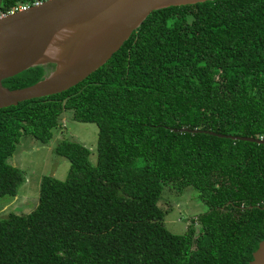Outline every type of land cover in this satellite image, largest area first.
<instances>
[{
	"label": "trees",
	"instance_id": "obj_1",
	"mask_svg": "<svg viewBox=\"0 0 264 264\" xmlns=\"http://www.w3.org/2000/svg\"><path fill=\"white\" fill-rule=\"evenodd\" d=\"M48 67L2 85L29 87ZM65 113L97 126L96 161L76 142L54 148L67 177L44 176L35 209L0 220V264H250L264 241V145L204 131L264 140V0L153 11L83 82L0 109V199L25 181L8 163L20 139L46 145ZM165 186L192 187L207 208L182 235L164 226Z\"/></svg>",
	"mask_w": 264,
	"mask_h": 264
},
{
	"label": "water",
	"instance_id": "obj_2",
	"mask_svg": "<svg viewBox=\"0 0 264 264\" xmlns=\"http://www.w3.org/2000/svg\"><path fill=\"white\" fill-rule=\"evenodd\" d=\"M214 0H43L0 18V109L61 94L101 68L150 13ZM53 65L39 82L9 90L2 81ZM181 133H196L188 129ZM204 133L264 145V140ZM250 264H264V241Z\"/></svg>",
	"mask_w": 264,
	"mask_h": 264
},
{
	"label": "rangeland",
	"instance_id": "obj_3",
	"mask_svg": "<svg viewBox=\"0 0 264 264\" xmlns=\"http://www.w3.org/2000/svg\"><path fill=\"white\" fill-rule=\"evenodd\" d=\"M52 70L48 67L47 74ZM62 127L53 131V137L46 145H41L31 137H22L8 163L21 169L24 183L18 190L16 198L0 199V220L9 213L28 214L38 204L39 188L44 176L64 181L69 170V162L54 153V148L63 140L79 143L91 151V161H96L98 128L95 124L79 123L67 114L61 119ZM192 187L177 192L170 186L163 187L158 206L165 212L163 223L172 234L182 235L191 220L205 213L207 208L197 197ZM197 231L200 225L195 222Z\"/></svg>",
	"mask_w": 264,
	"mask_h": 264
},
{
	"label": "built area",
	"instance_id": "obj_4",
	"mask_svg": "<svg viewBox=\"0 0 264 264\" xmlns=\"http://www.w3.org/2000/svg\"><path fill=\"white\" fill-rule=\"evenodd\" d=\"M41 2L42 1H40V0H31L27 4H21L17 7H13L12 9H10L6 13L0 10V18L5 17L6 15L14 14V13L19 12V11H25V10L33 7V6L39 5Z\"/></svg>",
	"mask_w": 264,
	"mask_h": 264
},
{
	"label": "crops",
	"instance_id": "obj_5",
	"mask_svg": "<svg viewBox=\"0 0 264 264\" xmlns=\"http://www.w3.org/2000/svg\"><path fill=\"white\" fill-rule=\"evenodd\" d=\"M67 114H68V113H65V114L62 116V120H64V119L66 118ZM17 197H18V196H17ZM14 198H16V197H14ZM36 206H37V205H36Z\"/></svg>",
	"mask_w": 264,
	"mask_h": 264
}]
</instances>
